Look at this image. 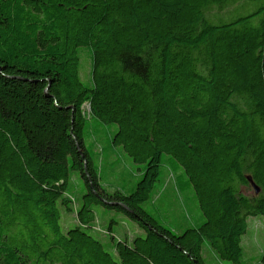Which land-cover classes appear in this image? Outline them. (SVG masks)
Returning <instances> with one entry per match:
<instances>
[{"label":"trees","instance_id":"obj_1","mask_svg":"<svg viewBox=\"0 0 264 264\" xmlns=\"http://www.w3.org/2000/svg\"><path fill=\"white\" fill-rule=\"evenodd\" d=\"M103 124L143 172L130 189L104 184ZM166 163L194 190L192 223L154 205ZM97 206L123 213L116 254L91 232ZM258 215L264 0H0V264H209L206 242L241 264ZM118 221L142 233L117 238Z\"/></svg>","mask_w":264,"mask_h":264},{"label":"rangeland","instance_id":"obj_2","mask_svg":"<svg viewBox=\"0 0 264 264\" xmlns=\"http://www.w3.org/2000/svg\"><path fill=\"white\" fill-rule=\"evenodd\" d=\"M82 56V64H83ZM86 75L90 73V64L87 65L85 70ZM85 76V74H84ZM85 82H88L87 79L83 77ZM85 110H89V105L84 106ZM115 128L113 125L100 126L99 130H102L103 135V145L104 151H100L101 159L98 161V166L101 168V174L104 178V184L112 187H125L132 188L139 181L142 176V171L138 169L137 165L132 162L130 157L126 152L120 147L112 144L110 130ZM100 156V155H99ZM102 157L104 159L102 160ZM166 156L165 161H168ZM173 168V170L171 169ZM186 180L184 171L178 166H172L171 163H166L163 167L162 173V184L160 188L163 189V196L158 201L154 203L159 209L162 219L167 216L169 221H173L172 224L184 223L189 219V222L196 221L201 216V210L199 208L198 202L194 190L190 184L188 186H181L183 189L180 191L176 188V183H184ZM159 185V184H158ZM69 192L74 196L76 203L79 202L83 192H84V183L79 173L74 172L70 181ZM247 193H254L253 190H248ZM164 198V199H163ZM163 199V200H162ZM184 200L187 208L184 206ZM150 203V202H149ZM147 203V207L150 208V204ZM170 204L178 205V213L174 214V217H171L169 212H167ZM184 206V207H183ZM183 207V209H182ZM98 217L97 222L95 223V230L92 228L91 232L97 237L102 239L106 248L111 252L115 253L114 242L112 239L113 234H111L108 229L111 223V219L115 216L117 219L122 217L123 213L108 210L101 206H97ZM152 209V208H151ZM62 210V219L61 224L64 230H67L70 227L75 226L78 221L76 218L75 211H69L65 207L61 206ZM104 211V212H102ZM154 211V210H153ZM168 213V215H166ZM68 217L72 218L73 221L67 223ZM180 222V223H177ZM171 224V225H172ZM248 231L243 236V248L244 255L241 264H264L261 262V257L264 254V216H249L248 217ZM116 226L122 225L118 221ZM172 225L173 227H175ZM204 257L206 258L209 264H234L230 261L221 260L215 254V252L209 247V244L206 242L204 245Z\"/></svg>","mask_w":264,"mask_h":264},{"label":"crops","instance_id":"obj_3","mask_svg":"<svg viewBox=\"0 0 264 264\" xmlns=\"http://www.w3.org/2000/svg\"><path fill=\"white\" fill-rule=\"evenodd\" d=\"M175 210L173 209L170 212L168 211L171 217H174V214H176ZM119 219L123 220L124 217L122 216ZM121 223L122 225H119L116 227L112 226V231L115 233V237L117 238H124V239H128L131 241L136 235L142 233V229L134 222L127 223L126 221H121ZM179 225L181 226L182 224H179Z\"/></svg>","mask_w":264,"mask_h":264},{"label":"water","instance_id":"obj_4","mask_svg":"<svg viewBox=\"0 0 264 264\" xmlns=\"http://www.w3.org/2000/svg\"><path fill=\"white\" fill-rule=\"evenodd\" d=\"M252 185L255 188L256 193L258 194L260 191L259 187L254 182H252Z\"/></svg>","mask_w":264,"mask_h":264}]
</instances>
